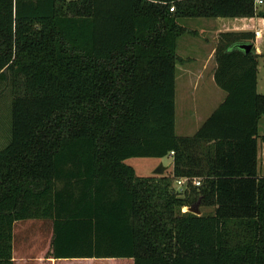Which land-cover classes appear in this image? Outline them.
<instances>
[{
    "label": "trees",
    "instance_id": "obj_1",
    "mask_svg": "<svg viewBox=\"0 0 264 264\" xmlns=\"http://www.w3.org/2000/svg\"><path fill=\"white\" fill-rule=\"evenodd\" d=\"M260 6L0 0V81L11 94L0 264H13L14 224L31 220L51 221L54 264H264V95L249 34H221L213 78L225 97L192 136L174 132L178 41L191 34L181 21L264 18ZM243 42L248 54L234 47ZM168 155L169 175L140 177L124 163ZM183 178L200 185L179 188ZM196 204L212 212L182 211Z\"/></svg>",
    "mask_w": 264,
    "mask_h": 264
},
{
    "label": "rangeland",
    "instance_id": "obj_2",
    "mask_svg": "<svg viewBox=\"0 0 264 264\" xmlns=\"http://www.w3.org/2000/svg\"><path fill=\"white\" fill-rule=\"evenodd\" d=\"M260 8L264 9V5H261ZM228 22H230L229 19L223 18L181 21V25L191 31V34H186L179 39L177 54L184 59H191V62L186 63L184 66L177 63L175 66L174 132L179 137L192 136L225 97L224 92L218 88L213 78L216 66L214 61L215 51L213 52V57L207 59L205 56H207V52L212 53L211 50L217 48V45L221 42L222 34L217 33V31H223L221 27H225V23ZM260 33L261 41L257 43L261 52V55H257V93L264 95V32ZM187 42L192 43V45L186 47ZM203 65H205V68H203ZM186 69L189 71L188 73L185 72ZM10 102L9 86L5 82L0 81V147L6 144L9 137ZM124 163L131 166L136 175L140 177L153 176V171L160 164L166 168L163 175H167L168 168L172 164V158L169 155L162 159L130 158L125 160ZM262 173H264V168L259 170V174ZM174 186L177 188L176 185ZM198 209L201 214L212 212L211 208L203 206L198 207ZM187 210V208H183L182 211L185 212ZM51 233L52 224L50 221L31 220L16 223L15 229L13 227V249L14 244H16L15 247L25 245L30 248V251H28L30 253L29 257H27L29 258L28 261L23 259L17 261V264H42L35 263L34 260H36V256L39 257V254L43 260L45 259V253L51 240ZM19 250L16 248L15 251ZM20 252L22 253L23 250ZM32 258L34 259L33 261L30 260ZM22 261L24 262L21 263Z\"/></svg>",
    "mask_w": 264,
    "mask_h": 264
},
{
    "label": "crops",
    "instance_id": "obj_3",
    "mask_svg": "<svg viewBox=\"0 0 264 264\" xmlns=\"http://www.w3.org/2000/svg\"><path fill=\"white\" fill-rule=\"evenodd\" d=\"M229 20H230V22L225 23L226 24L225 27H221V28H223L222 29L223 31H217V33H241L244 35L249 34L253 40V45L255 48V54L261 55V52L259 50V47L257 46V43H258V41H261V38H260L261 33L260 32H264V18H257V17H255V18H236V19H229ZM255 32L258 33V36L254 35ZM183 44H185V42H183ZM189 45L191 46L192 43L187 42L186 47H188ZM214 51H215V49L213 48L211 50L212 53L207 52L206 53L207 56H205V58L208 59V58L213 57ZM180 58L183 60V62L180 63L182 66H184L188 62H191V59L188 60V59H184L183 57H180ZM186 60H187V62H186ZM203 68H205V65H203ZM185 72L188 73L189 71L186 69ZM262 138H264V118H262L259 122V138L257 141V172H258L259 177H264V173L259 174V170H263V168H264V139H262ZM169 156L171 157V155H169ZM170 172H171V167L169 166L167 175H169ZM43 221H48V220H43ZM16 223H18V222H16ZM16 223L14 224V229H15ZM15 246H16V244H14L15 250H16V248L18 250L19 249L20 250L15 251L12 248V262H13V264H17V261H20L23 259L24 260L26 259L28 261L29 258H27V257H29L30 253L28 251H30V248H28L25 245L22 247L18 246L19 248L15 247ZM12 247H13V244H12ZM21 248H26V249H21ZM21 250H23L22 253L20 252ZM41 252H42V250H41ZM39 257H40V254H39ZM39 257L36 256V260H34L33 258L30 260L31 261L34 260L35 263H42V264H45V263L54 264L55 263V261L52 259H44L43 260L42 257H40V258ZM23 262L24 261H22L21 263H23ZM65 264H69V262H66ZM74 264H113V261L110 259H94V258H92V259H78V260L74 261Z\"/></svg>",
    "mask_w": 264,
    "mask_h": 264
},
{
    "label": "water",
    "instance_id": "obj_4",
    "mask_svg": "<svg viewBox=\"0 0 264 264\" xmlns=\"http://www.w3.org/2000/svg\"><path fill=\"white\" fill-rule=\"evenodd\" d=\"M234 47L242 52H244L245 54H248L252 48V45L250 43L247 42H243V43H237L234 45ZM166 168L163 167L161 164L153 171V175H157V176H161L163 175V172ZM188 212L194 214V215H200V211L198 209V204L188 208L187 210Z\"/></svg>",
    "mask_w": 264,
    "mask_h": 264
},
{
    "label": "built area",
    "instance_id": "obj_5",
    "mask_svg": "<svg viewBox=\"0 0 264 264\" xmlns=\"http://www.w3.org/2000/svg\"><path fill=\"white\" fill-rule=\"evenodd\" d=\"M255 4L256 6H259V5H264V0H255ZM170 11H173V9H170ZM255 36H258V33L255 32L254 33ZM187 182L191 183V185L193 186H199L200 185V180L199 179H186V178H183V179H178L176 181V185L181 188L183 185H185Z\"/></svg>",
    "mask_w": 264,
    "mask_h": 264
}]
</instances>
